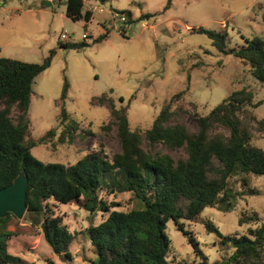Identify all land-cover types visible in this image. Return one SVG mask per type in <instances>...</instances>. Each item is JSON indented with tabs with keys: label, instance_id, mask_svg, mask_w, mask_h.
Here are the masks:
<instances>
[{
	"label": "rangeland",
	"instance_id": "374dc122",
	"mask_svg": "<svg viewBox=\"0 0 264 264\" xmlns=\"http://www.w3.org/2000/svg\"><path fill=\"white\" fill-rule=\"evenodd\" d=\"M65 1L0 0V57L41 63L49 50H55L50 66L34 79L27 112L26 140L35 141L55 129V135L45 144L30 148L37 160L71 165L89 152L101 150L111 158L120 151L116 127L110 124V106L92 100L102 93L112 98L116 108L125 107L129 128L139 133L151 127L166 104L171 110L185 108L182 121L193 130L196 115L205 116L233 91L243 87L253 92V103H261L255 108L248 107L247 111L257 120L264 118V83L252 78L248 65L219 53L205 35L192 32L198 27L225 31L227 49L242 46L244 39L264 40V0H172L164 12L167 0H108L105 3L83 0V11L92 12L89 22L68 19ZM125 10L131 12L133 20L140 14L156 16L126 24L114 17L115 13L121 16L119 12ZM106 30L108 36L93 43ZM62 33L67 37L65 43L84 42L88 46L60 49L57 41ZM83 34L87 38L82 39ZM64 81L68 90L63 107L78 123L72 144L57 142L63 129L57 126V101ZM180 92L182 95L177 96ZM16 113L14 108L13 116ZM241 118L253 134V144L264 151V132L256 130L253 119ZM155 150L175 159L184 155L182 150L162 145ZM244 177L247 188L254 194L237 199L233 210L222 213L205 208L198 219L179 222L194 238L208 264L226 260L232 250L220 246L218 238L206 232L205 223L217 227L224 235H244L248 228L258 227L264 220V177L237 176L230 179V186L235 191L243 190ZM98 196L109 212L138 207L130 193L110 194L103 189ZM81 203V200L66 205L49 202L54 215L73 234L68 248L71 260L63 261L51 251L39 226L31 225L26 213L22 219L9 217L5 231L12 235L7 239V251L20 257L21 264H92L95 254L86 230L98 225L108 212L86 211ZM254 213L257 222L238 225L240 217ZM165 233L169 239V264L200 262L172 221L166 223Z\"/></svg>",
	"mask_w": 264,
	"mask_h": 264
},
{
	"label": "trees",
	"instance_id": "16d2710c",
	"mask_svg": "<svg viewBox=\"0 0 264 264\" xmlns=\"http://www.w3.org/2000/svg\"><path fill=\"white\" fill-rule=\"evenodd\" d=\"M105 3L108 0H99ZM167 0L162 12L169 9ZM124 23L144 21L156 14H140L131 19V12L120 11ZM65 16L72 21L89 22L90 10L83 11V0H66ZM123 34V31H120ZM205 35L216 51L231 55L249 66L253 79L264 83V40L259 37L244 39L238 48L227 49V33L203 27L192 29ZM108 30L93 40L99 43L108 36ZM60 49H81L87 43H62ZM55 50L51 49L41 63H27L0 57V189L10 184L20 173L27 178L26 215L31 225L39 226L44 241L51 251L63 261L72 259L69 246L73 234L59 216L54 215L49 202L68 204L81 200L86 211H105L107 217L98 225L89 227L86 235L95 258L92 264H169L167 251L169 239L165 225L172 221L188 240L200 262L208 264L190 233L183 229L180 220L198 219L205 208H215L222 213L233 210L237 199L252 195L248 182L241 180L243 190L235 191L229 184L237 176L264 177V151L253 144V134L241 117L255 122L259 133L264 132V118L255 119L247 111L261 103H253V92L247 87L233 91L205 116L194 117L193 130L182 121L185 108L170 109L164 105L150 128L143 133L131 131L125 107L116 108L111 97L102 93L92 100L110 106L111 125L116 127L120 151L107 158L102 151L89 152L74 164L45 163L30 153V148L45 144L55 135L48 130L35 141L26 140L29 130L28 108L34 79L46 70ZM68 84L64 81L60 97L57 136L60 144H72L78 130L63 102ZM182 92L177 96H181ZM122 102V98H119ZM17 113L13 116L12 111ZM26 141V143H25ZM162 145L171 150H182L183 156L155 150ZM130 193L138 204L128 211L109 212V207L99 199L98 193ZM11 214L0 218V264H21L20 257L7 251V239L12 234L5 231ZM252 214L240 217L238 225L257 222ZM208 234H214L219 245L232 250L229 257L212 264H264V220L246 234L224 235L217 227L205 223Z\"/></svg>",
	"mask_w": 264,
	"mask_h": 264
},
{
	"label": "water",
	"instance_id": "95a60500",
	"mask_svg": "<svg viewBox=\"0 0 264 264\" xmlns=\"http://www.w3.org/2000/svg\"><path fill=\"white\" fill-rule=\"evenodd\" d=\"M44 5L50 6L49 2ZM27 178L20 173L10 184L0 189V218L7 214L22 219L26 213Z\"/></svg>",
	"mask_w": 264,
	"mask_h": 264
},
{
	"label": "built area",
	"instance_id": "2783aa9c",
	"mask_svg": "<svg viewBox=\"0 0 264 264\" xmlns=\"http://www.w3.org/2000/svg\"><path fill=\"white\" fill-rule=\"evenodd\" d=\"M114 17L118 18L119 21H121V22H125V17L122 16V15H121V16H118V15L115 13V14H114ZM81 38H82V39H85V38H87V35H86V34H83V35L81 36ZM66 39H67V37L62 33V34L60 35V41H62V42L65 43Z\"/></svg>",
	"mask_w": 264,
	"mask_h": 264
}]
</instances>
